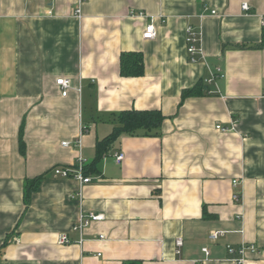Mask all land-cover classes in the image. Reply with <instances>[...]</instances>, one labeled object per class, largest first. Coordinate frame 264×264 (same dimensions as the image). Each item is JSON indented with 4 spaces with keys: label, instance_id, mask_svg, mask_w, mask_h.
<instances>
[{
    "label": "crops",
    "instance_id": "crops-1",
    "mask_svg": "<svg viewBox=\"0 0 264 264\" xmlns=\"http://www.w3.org/2000/svg\"><path fill=\"white\" fill-rule=\"evenodd\" d=\"M188 25L201 31L196 63ZM263 28L264 0H0V264H234L227 245L242 243L258 248L243 264H264V46H235ZM123 51L143 52L144 75H121ZM130 108L161 109V136L121 137L88 183L53 173L90 164L111 114ZM82 212L105 219L81 234Z\"/></svg>",
    "mask_w": 264,
    "mask_h": 264
},
{
    "label": "trees",
    "instance_id": "trees-1",
    "mask_svg": "<svg viewBox=\"0 0 264 264\" xmlns=\"http://www.w3.org/2000/svg\"><path fill=\"white\" fill-rule=\"evenodd\" d=\"M237 47H263L264 46V28L262 41L256 45L236 44ZM120 73L126 77H138L145 73L144 54L141 51H123L120 57ZM205 86L199 85V91L203 94H209L204 89ZM197 88H186L182 92V98L195 95ZM204 89V92H203ZM113 127L110 133L97 140L95 150V158L86 165V173L96 172L97 163L112 150L113 146L123 136H161L162 123L166 116L161 109H137L130 108L122 110L118 113L111 114ZM20 151L25 154V143L23 140V125L20 129ZM42 176H39L30 182L27 181L25 193L26 205L29 204L31 193L38 186ZM1 250V249H0ZM130 264H141L140 261L133 260Z\"/></svg>",
    "mask_w": 264,
    "mask_h": 264
},
{
    "label": "built area",
    "instance_id": "built-area-1",
    "mask_svg": "<svg viewBox=\"0 0 264 264\" xmlns=\"http://www.w3.org/2000/svg\"><path fill=\"white\" fill-rule=\"evenodd\" d=\"M242 8L245 10H248L250 8V6L247 3L242 4ZM213 13H216L215 10H213ZM77 15L79 17H81V9L78 8L77 9ZM148 15H146L145 13L139 12L137 13H131V17H146ZM151 17L148 24L146 25L145 28V32L143 34V38L144 39H153L155 38L157 32H156V28L154 25V16H148ZM186 33V45H187V53L189 56V59L191 62L196 63L199 61L200 59V55H202V48H201V31L197 28H195L193 25H188L186 27L185 30ZM222 69L221 67H216V69L212 70V77L208 80V84H211L214 80L216 76L221 75ZM56 84L58 86H60L61 88V92L62 95L66 96L68 94L69 89L71 88L72 82L70 79L68 78H58L56 80ZM235 122V121H234ZM216 128L218 130H220L221 132L225 133V132H231L234 130L235 125L232 126H227V125H222V124H217ZM80 144V143H79ZM64 146L69 145L68 142H63ZM115 158L117 160V162H122L125 158V154L123 152H119L117 154H115ZM87 160L85 158H83L82 156H79V158L77 159L76 164L74 165V169L72 170L69 167H62V166H56L53 169V173L56 176H61V177H73L76 178L78 180H80V182L82 184L88 183L90 182L92 179L90 176L85 175V166H86ZM238 180L235 179L233 180V186H238ZM82 198V195H81ZM234 199L238 202L242 200V196L239 194H235L234 195ZM105 219L104 214H100V213H94V212H90V213H86V212H82L81 216L79 218V221L73 226V230L79 231L81 234L83 233V231L89 226L91 225L93 222H99ZM224 232L221 231H212L209 238L212 241H217L220 236L223 234ZM104 235L100 236V239H103ZM80 242H82V239L80 240ZM58 243L59 244H70L71 240L69 238V235L67 233H62L58 236ZM176 245H177V254H180L181 250L180 247L183 245V240L182 238H178L176 240ZM227 249L229 251V253L232 255V257L230 258V260L234 263V264H243L246 255L248 252L251 253H255L258 251V248L254 245V244H246V243H242L241 245H239L238 247H234L232 245H227ZM207 255H209V249L207 247H204L202 249Z\"/></svg>",
    "mask_w": 264,
    "mask_h": 264
}]
</instances>
